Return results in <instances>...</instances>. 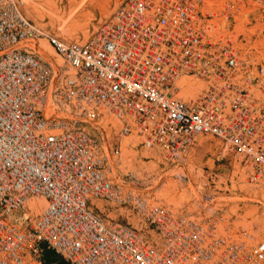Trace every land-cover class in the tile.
Segmentation results:
<instances>
[{
    "label": "built area",
    "instance_id": "2783aa9c",
    "mask_svg": "<svg viewBox=\"0 0 264 264\" xmlns=\"http://www.w3.org/2000/svg\"><path fill=\"white\" fill-rule=\"evenodd\" d=\"M24 5L0 0V264H42L41 244L69 264L264 263V239L152 203L132 176L111 182L101 127L117 124L112 156L130 137L175 165L210 137L264 194V67L210 38L195 0H122L83 43L49 33ZM40 39L62 66L20 45ZM94 201L136 225L106 220Z\"/></svg>",
    "mask_w": 264,
    "mask_h": 264
},
{
    "label": "rangeland",
    "instance_id": "374dc122",
    "mask_svg": "<svg viewBox=\"0 0 264 264\" xmlns=\"http://www.w3.org/2000/svg\"><path fill=\"white\" fill-rule=\"evenodd\" d=\"M121 1L36 0L40 6L36 5V10L27 1L26 16L56 37L83 43ZM82 6L83 16H79ZM195 9L205 17L210 38L228 40L242 60L264 67V0H195ZM28 43H42L49 61L31 45L29 48L50 66H62L44 40ZM101 127L102 150L108 158L107 177L111 182H127L132 176V185L152 203L177 214L210 217L222 234L245 232L257 240L264 239V194L254 192L242 177L235 176L239 170L231 167L228 156L218 159L220 145L216 140L199 138L183 164L175 165L165 162L157 151L134 146L130 137L121 140L118 157L112 156V133L117 124L109 118ZM33 200L43 201H30ZM94 203L106 220L136 225V219L127 210L101 201ZM39 212L40 209L28 212V220L31 222Z\"/></svg>",
    "mask_w": 264,
    "mask_h": 264
},
{
    "label": "bare ground",
    "instance_id": "6f19581e",
    "mask_svg": "<svg viewBox=\"0 0 264 264\" xmlns=\"http://www.w3.org/2000/svg\"><path fill=\"white\" fill-rule=\"evenodd\" d=\"M27 1L30 3V5L32 6V8L34 9V10H36L35 8H36V5H38V4H36V0H25V5H24V12H25V14L27 13V6H26V4H27ZM38 3V2H37ZM80 5V4H79ZM39 6V5H38ZM73 6V5H72ZM40 7V6H39ZM43 9V8H42ZM85 8L82 6L80 9H78L79 11H78V13H79V16H83V15H81L82 14V11L84 10ZM30 40H26V41H24V42H22V43H20V45H23V46H27V47H29L30 45L32 46V47H34V49L36 50V52H38V53H40V56L43 58V59H45L46 61H49V58H48V54L46 53V51L44 50V46H43V44L42 43H28V44H26V42H29ZM190 93H193V92H190ZM36 199H38V200H42V199H40V198H36ZM34 201V202H33ZM33 201H28L27 203H26V207H27V209L28 210H30V211H34V212H36V211H38V209H41L40 207H42L43 205H44V201H35V200H33ZM31 202V203H30Z\"/></svg>",
    "mask_w": 264,
    "mask_h": 264
},
{
    "label": "crops",
    "instance_id": "0c3cea01",
    "mask_svg": "<svg viewBox=\"0 0 264 264\" xmlns=\"http://www.w3.org/2000/svg\"><path fill=\"white\" fill-rule=\"evenodd\" d=\"M40 249V261L42 264H69L65 260L55 255L51 250L47 249L43 244L40 245Z\"/></svg>",
    "mask_w": 264,
    "mask_h": 264
}]
</instances>
